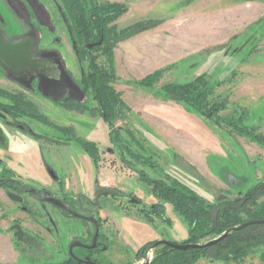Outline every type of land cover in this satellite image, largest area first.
I'll list each match as a JSON object with an SVG mask.
<instances>
[{
	"label": "rangeland",
	"instance_id": "rangeland-1",
	"mask_svg": "<svg viewBox=\"0 0 264 264\" xmlns=\"http://www.w3.org/2000/svg\"><path fill=\"white\" fill-rule=\"evenodd\" d=\"M13 1L16 11L0 0L4 37L35 35V51L57 53L68 78L59 88L41 80L20 84L0 62V180L15 178L24 185L22 190L0 187V264H70L69 238L75 225L84 222L66 218L30 188L70 204L78 200L81 208L98 186L140 197L145 208L160 202L168 222L154 216L146 220L142 205L127 197L99 200L108 236L100 259L104 264H145L156 251L151 248L148 258L137 256L142 245L160 237L184 243L189 231L173 205L156 197L161 191L154 180L171 177L209 203L220 196L243 201L247 192L264 185V142L238 134L225 122L224 130L214 133L194 110L159 91L163 84L206 74L219 82L215 96L228 100L220 114L244 113L246 123L264 136V0H96L102 8L116 3L128 9L108 27L148 26L113 40L112 59L107 42L88 52L85 44L74 42L64 0ZM88 56L102 68L112 61V86L129 108L114 119L112 130L92 89L88 93L81 85L89 73ZM160 69L154 87L136 84ZM31 105L50 124L23 114ZM81 140L94 142L95 158ZM258 202L264 204V195ZM50 221L59 228L40 235L37 224L51 228ZM229 231L207 235L197 244L225 238ZM235 256L198 254L187 264H264V244L250 247L243 258Z\"/></svg>",
	"mask_w": 264,
	"mask_h": 264
},
{
	"label": "trees",
	"instance_id": "trees-1",
	"mask_svg": "<svg viewBox=\"0 0 264 264\" xmlns=\"http://www.w3.org/2000/svg\"><path fill=\"white\" fill-rule=\"evenodd\" d=\"M64 1L69 9L67 19L69 18L74 42L85 44L87 52L99 49L107 42L108 57L112 59L110 46L113 40L119 41L128 38L148 27L147 24L144 26L145 23H136L123 29L117 28L116 25L108 27V23L128 10L126 6H123L124 4H108L107 7L102 8L96 3V0ZM99 41H101L100 44L88 48L89 44ZM84 60H87L89 64V73L84 75L81 85L87 88V92L89 88L92 89L94 97L99 100L100 106L103 108L100 115L112 130L114 119L117 116H124L122 109H129L121 95L112 86L116 79L112 61L109 62L107 68H102L98 66L96 57L88 56ZM162 74L163 70H156L136 84L144 88H152L162 77ZM218 85V81L202 74L192 81H173L163 84L159 91L165 98L173 99L190 110L198 112L207 118L215 128H223L222 124L225 122V125L231 127L238 134L248 136L261 143L264 142V136L258 132V129L246 123L248 117L244 113L237 112L235 115L225 117L220 114L228 108L229 103L224 97L215 96V88ZM17 101V104L20 105L19 98ZM60 105L63 106L64 103ZM29 106L28 111L23 114L50 124L45 116L38 113L32 105ZM14 107L21 109L20 106L15 105ZM71 134L69 133V135ZM81 142L95 158L97 151L94 142L85 140H81ZM157 186L161 190V195L171 201L177 213L187 221L189 239L186 242L197 244L198 239L207 235L222 233L228 229L230 231L225 238L211 245L185 250L164 249L153 264H180L181 262L187 264L192 262L198 254L215 257L236 254L235 258H243L250 247L264 244V224H252L239 228L246 222L264 218V204L258 202V198L264 195V185L259 184L257 188L247 192L243 201L224 198L218 199L216 203H209L193 189L171 177H168V182L158 181ZM158 210L159 215L163 216V208L159 207ZM234 226H238V228L232 229Z\"/></svg>",
	"mask_w": 264,
	"mask_h": 264
},
{
	"label": "flooded vegetation",
	"instance_id": "flooded-vegetation-1",
	"mask_svg": "<svg viewBox=\"0 0 264 264\" xmlns=\"http://www.w3.org/2000/svg\"><path fill=\"white\" fill-rule=\"evenodd\" d=\"M7 1L10 2L9 3L10 6L16 11L17 6H16L15 2L13 0H7ZM26 2L27 1H25V3ZM29 36L35 37V35L29 34L27 36H24L23 38L29 37ZM3 38L6 40H11V39L5 38L4 35H3ZM18 38H20V37H18ZM34 50H35V47H34ZM36 53L40 54V55L45 54V53H41V52H36ZM46 53H48V52H46ZM0 62H1V60H0ZM62 67H63V65H62ZM7 70L10 72V74L12 76L11 71L8 68H7ZM12 78L14 80H16L17 82H19L20 84H29L32 81L41 80L43 83H55V86L59 88V87L64 86V82L67 81L68 77L65 74L64 70L62 69V75H61L60 79H49L47 77L38 76V77H35L34 79H32L30 81L21 82V81L15 79L13 76H12ZM170 100H173V99H170ZM196 113L201 118H204L208 122V126L213 132L217 131V133H218L219 131L221 132L222 130H224V128H215L213 126V124H211L207 118L200 115L198 112H196ZM249 125L253 126L252 124H249ZM154 181L158 182L160 180H154ZM163 182H165V181H163ZM0 184H2V185H0V187L9 186V187H14L16 189H21V190L23 189V186H24L21 182H19L15 178H10L9 180H7L6 177L1 178ZM103 188H107V186L106 187H101V186L96 187L94 189L95 196L92 199L87 198L86 199L87 204L85 206H82V208L79 205V203H76V202H78V200L75 203L70 204L69 202H66V201L59 199L58 197L52 195V193L49 191H44V193L40 194L41 196H39L38 191L36 189H33V188L28 189L29 192L40 197L41 201H43L45 203H49L52 206L58 208L66 218L73 217V218L80 220L81 222H84L82 225H78V224L75 225L74 236L69 238V243L71 246H70V252L69 251L67 252L66 261H69L70 264H104V262L100 259L99 256H100L101 252H104L108 248V245H107L108 236H107V232L104 229L105 223L103 222V219H106V216H104V218H102L103 216L100 213L101 210L103 209V206L99 203V200L102 197H104V196L107 197L108 195H114L116 197L117 196H123V197H127V199L130 202H133L137 206L142 205V203H143L140 200V197H136V196L134 197V195H129V194H127V193H125L119 189H116V188H112V189L117 190V193H114V194L113 193L112 194L105 193V194L99 195V197H96L95 191L97 192ZM161 194L162 193L156 194V197L158 199L162 198L163 200L168 201L169 204L171 203L173 205V203L171 201L165 199ZM154 195H155V193H154ZM46 196H52V197H55V198L61 200L66 205V208H62L61 206L55 205L52 202L44 200V197H46ZM224 198H225V196H220L218 199H224ZM159 207H163V206L161 205L160 202H156V203L150 205V207H148V208L147 207L145 208V206L142 205V206H140V210H141V212H145L144 216H145L146 220H148V221H152V219H153L152 217L154 216V217H157L159 219H164L163 221L168 222V220L165 218L166 212H163V216L159 215V210H158ZM173 208L175 210L174 205H173ZM105 209H106V206H105ZM258 220H260V219H258ZM49 224L51 225L50 226L51 228H49L47 226L46 222H39L37 224V226L40 228V231H37V232L40 235L45 236L46 231L52 232V229H54V231H55V229L59 228L58 224L55 221H53L52 223L50 221ZM261 224H264V223H261ZM188 239H189V231H188V236H187L186 240H188ZM159 241H168V242H172V243H178L177 241H170V240H167V239L162 238V237H160L156 241L145 243L136 252L137 256L139 254L140 257H143V258L147 257L148 258L149 253H150L149 251L151 248L155 249V251H156L155 256L151 260H147L145 262V264H153L154 263L155 259H157L159 254L161 253V251H159V247H161V246L163 247V249H167V248L168 249H176V248L166 244L165 242L159 244L158 246L153 247L154 244L156 242H159ZM184 243H190V242H184ZM178 250H180V249H178Z\"/></svg>",
	"mask_w": 264,
	"mask_h": 264
},
{
	"label": "water",
	"instance_id": "water-1",
	"mask_svg": "<svg viewBox=\"0 0 264 264\" xmlns=\"http://www.w3.org/2000/svg\"><path fill=\"white\" fill-rule=\"evenodd\" d=\"M97 43H91L88 48H91ZM36 44V37H20L16 39L6 40L3 38V34L0 29V60L8 68L12 76L21 81H30L35 77L42 76L49 79H60L62 75V62L60 57L55 52H48L45 54H37L34 50ZM117 193V190L112 188H103L96 192V197L101 194ZM44 200L54 203L55 205L66 208V205L59 199L46 196ZM264 223V219L252 220L241 225L239 228L249 226L251 224H261ZM238 227L234 228L237 229ZM219 239L215 241L208 242L206 244H193V243H172L168 241H159L154 244L153 247L165 242L166 244L180 250H185L194 247H203L205 245H211L216 243Z\"/></svg>",
	"mask_w": 264,
	"mask_h": 264
}]
</instances>
